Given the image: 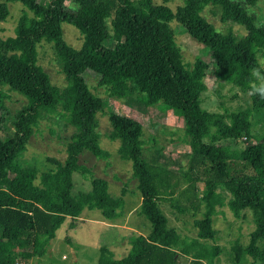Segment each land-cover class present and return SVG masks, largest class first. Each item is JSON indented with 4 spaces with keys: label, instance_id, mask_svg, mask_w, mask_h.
I'll return each instance as SVG.
<instances>
[{
    "label": "trees",
    "instance_id": "1",
    "mask_svg": "<svg viewBox=\"0 0 264 264\" xmlns=\"http://www.w3.org/2000/svg\"><path fill=\"white\" fill-rule=\"evenodd\" d=\"M258 1L183 0L172 12L152 0H120V8L116 0H5L19 2L24 10L16 20V38L0 41V87L7 86L26 103L10 120L11 132L0 137V264H26L35 256L36 237L53 239L66 218L75 220L83 211H97L106 221L123 215L124 189L112 197L106 181L78 163L83 151L100 160L109 155L100 148L96 133V114L104 101L90 96L88 76L97 78L108 98L135 97L144 106L160 103L179 113L190 148L185 173H174L145 159L138 122L113 111L109 114L118 141L116 153L130 162L140 197L138 214L150 229L146 236H129V248L119 259L101 248L96 264H213L219 249L205 242L216 235L210 197L217 188L229 195L227 207L234 218L243 217V212L252 216L247 245L232 247L235 263L243 255L251 264L264 263L258 247L264 240V143H249L252 114L264 115V100L248 96L249 107L237 112H209L200 106L206 89L203 78L211 68L217 80L246 94L250 70H264V28L247 12ZM208 5L217 8L221 23L240 26L244 35L236 39L230 29L216 32L201 15ZM7 15L6 5L0 4V22ZM173 19L211 51L210 65L200 58L191 68L183 64L170 31ZM63 23L80 34L79 49L64 41ZM41 42L51 44L64 76L66 84L60 90L37 65L36 47ZM5 99L0 88V123L6 114ZM57 106L69 112L72 132L63 163L41 174L36 187L31 172L17 159L41 112ZM239 139L246 143L243 148L237 146ZM73 174L88 181V191L72 192ZM160 202H170L180 214L199 215L193 218L194 237L179 235L168 226Z\"/></svg>",
    "mask_w": 264,
    "mask_h": 264
},
{
    "label": "rangeland",
    "instance_id": "2",
    "mask_svg": "<svg viewBox=\"0 0 264 264\" xmlns=\"http://www.w3.org/2000/svg\"><path fill=\"white\" fill-rule=\"evenodd\" d=\"M183 0H152L156 5L169 7L172 12L182 4ZM8 15L0 22V41H10L16 38V20L24 7L19 2H5ZM120 8V0H116ZM73 7V6H72ZM247 12L254 17L255 23L264 28V0H259L247 8ZM204 19L210 23L216 32L225 33L231 30L236 39L244 35L243 29L232 23H221L218 10L206 6L201 12ZM110 20L107 21L109 27ZM62 36L67 45L79 49L82 38L78 31L71 25H61ZM171 34L179 48L183 64L191 68L195 58H200L210 65L211 51L200 41L187 33L175 19L170 22ZM109 42L108 45H110ZM37 65L48 76L51 85L59 90L66 82L60 67L56 62L51 44L41 42L36 47ZM263 65V62L261 61ZM89 74L86 75V77ZM215 79L213 68L206 71L203 83L205 91L200 95L201 108L209 112L223 113L237 112L249 107V97L235 87L219 81H209L211 76ZM88 92L90 96L104 101L101 112L96 114L98 142L101 149L109 155L105 160L96 159L89 152L83 151L78 157V163L89 169L97 178L106 181L108 193L118 197L120 190L124 189V210L121 218L114 221L104 220L97 211H83L75 220L66 218L56 231L53 239L36 237L33 244L35 256L26 264H96L99 251L106 248L113 253L115 259L123 257L128 248V238L131 235L146 236L149 224L138 214L140 197L131 179L130 162L118 157L116 150L118 141L113 137L108 116L113 111L134 119L141 125V142L143 156L146 160L165 165L166 168L177 174H184L190 157L189 139L185 133V126L179 113L164 109L160 103L144 106L135 97L123 100L108 98L103 88L97 85V78L87 77ZM6 94L4 105L6 114L0 123V137L11 132L10 120L15 112L25 103V99L7 86H1ZM72 132L69 125V112L55 107L49 111L41 112L37 124L32 129V135L25 144L24 150L19 154L17 162L22 169L33 175V185L39 187L40 175L53 171L56 163H63L65 158V145ZM250 134L252 143H264V115L254 112L251 117ZM244 139L237 141L238 148L245 146ZM73 193L89 190L88 181L79 175H72ZM198 191L203 188L198 184ZM229 195L225 190L217 188L211 195L215 214L211 218V227L216 232L213 241L205 242L215 245L219 255L213 264H251V259L243 255L235 263L232 247L237 244L244 249L248 243L249 233L253 229L252 216L243 212V217L236 219L227 207ZM165 214L168 226L173 227L179 235L194 237L193 217L190 212L178 213L170 202L159 203ZM258 247L264 253V240L258 242ZM255 264H260L256 262ZM264 264V263H262Z\"/></svg>",
    "mask_w": 264,
    "mask_h": 264
},
{
    "label": "clouds",
    "instance_id": "3",
    "mask_svg": "<svg viewBox=\"0 0 264 264\" xmlns=\"http://www.w3.org/2000/svg\"><path fill=\"white\" fill-rule=\"evenodd\" d=\"M209 81H215L212 75L207 77ZM247 95L264 100V70L261 67H253L250 70L249 88Z\"/></svg>",
    "mask_w": 264,
    "mask_h": 264
}]
</instances>
